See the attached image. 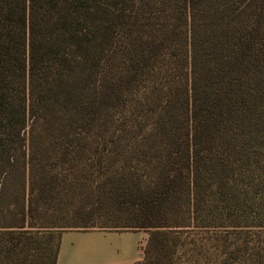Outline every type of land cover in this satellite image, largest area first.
I'll return each instance as SVG.
<instances>
[{"label": "trees", "instance_id": "obj_1", "mask_svg": "<svg viewBox=\"0 0 264 264\" xmlns=\"http://www.w3.org/2000/svg\"><path fill=\"white\" fill-rule=\"evenodd\" d=\"M96 226L264 264V0H0V264Z\"/></svg>", "mask_w": 264, "mask_h": 264}, {"label": "crops", "instance_id": "obj_2", "mask_svg": "<svg viewBox=\"0 0 264 264\" xmlns=\"http://www.w3.org/2000/svg\"><path fill=\"white\" fill-rule=\"evenodd\" d=\"M148 235L142 229H68L61 235L57 264H135Z\"/></svg>", "mask_w": 264, "mask_h": 264}, {"label": "rangeland", "instance_id": "obj_3", "mask_svg": "<svg viewBox=\"0 0 264 264\" xmlns=\"http://www.w3.org/2000/svg\"><path fill=\"white\" fill-rule=\"evenodd\" d=\"M95 228H107V227L96 226ZM69 229H76V228H69ZM91 229H94V228H91Z\"/></svg>", "mask_w": 264, "mask_h": 264}]
</instances>
